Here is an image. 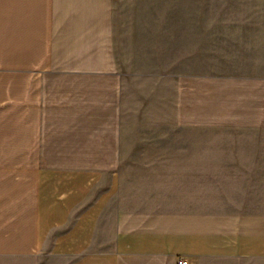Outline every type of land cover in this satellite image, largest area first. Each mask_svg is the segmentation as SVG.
Wrapping results in <instances>:
<instances>
[{"label": "crops", "instance_id": "1", "mask_svg": "<svg viewBox=\"0 0 264 264\" xmlns=\"http://www.w3.org/2000/svg\"><path fill=\"white\" fill-rule=\"evenodd\" d=\"M180 258L264 264V0H0V264Z\"/></svg>", "mask_w": 264, "mask_h": 264}, {"label": "rangeland", "instance_id": "2", "mask_svg": "<svg viewBox=\"0 0 264 264\" xmlns=\"http://www.w3.org/2000/svg\"><path fill=\"white\" fill-rule=\"evenodd\" d=\"M161 17L162 15H147V14H134V15H124V22L128 20L132 21H141L144 20H154L156 17ZM156 20V19H155ZM132 81H127V101L126 104L131 106L133 104L134 111H127L124 114L125 121H128L126 124V132H134V133H154V132H170V133H179L180 130L177 127L170 125L162 126V125H144L140 123H147L148 119H158V118H169V110H162V106L154 102V98L157 96H161L162 93L156 94L154 98L153 92H150L147 82H136L131 84ZM131 89H133V94H131ZM158 107V108H157ZM137 122L138 125L131 126V122Z\"/></svg>", "mask_w": 264, "mask_h": 264}, {"label": "built area", "instance_id": "3", "mask_svg": "<svg viewBox=\"0 0 264 264\" xmlns=\"http://www.w3.org/2000/svg\"><path fill=\"white\" fill-rule=\"evenodd\" d=\"M177 264H187V260L185 258H180L177 260Z\"/></svg>", "mask_w": 264, "mask_h": 264}]
</instances>
